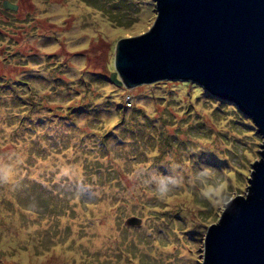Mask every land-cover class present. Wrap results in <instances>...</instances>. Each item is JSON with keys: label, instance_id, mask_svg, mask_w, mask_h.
Segmentation results:
<instances>
[{"label": "rangeland", "instance_id": "obj_1", "mask_svg": "<svg viewBox=\"0 0 264 264\" xmlns=\"http://www.w3.org/2000/svg\"><path fill=\"white\" fill-rule=\"evenodd\" d=\"M5 1L0 264H203L261 159L252 117L192 81H112L154 0Z\"/></svg>", "mask_w": 264, "mask_h": 264}, {"label": "water", "instance_id": "obj_2", "mask_svg": "<svg viewBox=\"0 0 264 264\" xmlns=\"http://www.w3.org/2000/svg\"><path fill=\"white\" fill-rule=\"evenodd\" d=\"M154 1L152 27L117 42L112 81L195 82L237 104L264 136V0ZM253 168L246 196L233 197L208 228L203 264H264V150Z\"/></svg>", "mask_w": 264, "mask_h": 264}]
</instances>
